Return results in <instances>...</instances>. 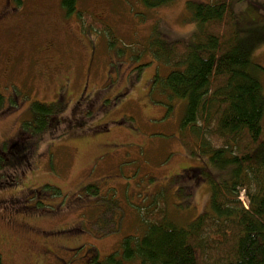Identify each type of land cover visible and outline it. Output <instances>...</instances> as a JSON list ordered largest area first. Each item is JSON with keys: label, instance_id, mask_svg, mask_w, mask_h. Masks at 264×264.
Here are the masks:
<instances>
[{"label": "rangeland", "instance_id": "rangeland-1", "mask_svg": "<svg viewBox=\"0 0 264 264\" xmlns=\"http://www.w3.org/2000/svg\"><path fill=\"white\" fill-rule=\"evenodd\" d=\"M188 1L210 0L158 7L78 0V11L115 29L111 45L105 33L85 31L62 0H0V94L8 107L11 97L16 103L0 116V145L17 134L34 102L65 106L62 125L43 138L28 165L17 167L18 182L0 187L3 264L103 260L128 235H142L140 211L160 195L182 227L210 209L207 181L177 177L203 165L178 138L186 100L150 94L153 76L171 67L142 51L157 39L191 38ZM232 8L241 36L264 32V0H235ZM252 59L263 68L264 89V40ZM45 184L58 193L43 190ZM35 190L40 204L30 198Z\"/></svg>", "mask_w": 264, "mask_h": 264}, {"label": "trees", "instance_id": "trees-1", "mask_svg": "<svg viewBox=\"0 0 264 264\" xmlns=\"http://www.w3.org/2000/svg\"><path fill=\"white\" fill-rule=\"evenodd\" d=\"M141 1L158 7L172 0ZM234 1H188V20L195 24L190 39L142 46L171 67L166 76H153L150 94L186 100L178 138L203 165L177 177L207 181L210 209L182 227L170 219L160 195L153 208L140 211L142 235H128L93 264H264V89L258 78L263 68L252 59L264 32L241 36ZM62 4L77 11L84 30L105 33L111 45L118 41L107 22L76 9L78 0ZM10 99L13 107L0 94V116L14 109ZM64 108L63 101L31 105L17 134L0 145V187L18 182L17 167L28 165L43 138L62 125ZM42 189L59 191L48 184ZM38 192L30 198L40 204Z\"/></svg>", "mask_w": 264, "mask_h": 264}, {"label": "bare ground", "instance_id": "bare-ground-1", "mask_svg": "<svg viewBox=\"0 0 264 264\" xmlns=\"http://www.w3.org/2000/svg\"><path fill=\"white\" fill-rule=\"evenodd\" d=\"M131 120V119H130ZM190 198V197H189ZM145 214V213H144Z\"/></svg>", "mask_w": 264, "mask_h": 264}]
</instances>
